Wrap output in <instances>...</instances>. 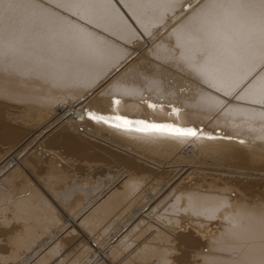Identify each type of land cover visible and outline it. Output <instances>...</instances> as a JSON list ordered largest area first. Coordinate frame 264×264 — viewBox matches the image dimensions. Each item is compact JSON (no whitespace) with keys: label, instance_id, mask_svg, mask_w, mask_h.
<instances>
[{"label":"bare ground","instance_id":"1","mask_svg":"<svg viewBox=\"0 0 264 264\" xmlns=\"http://www.w3.org/2000/svg\"><path fill=\"white\" fill-rule=\"evenodd\" d=\"M168 43L197 76L189 85L142 76L173 56ZM114 102L173 110L197 137L111 130ZM255 104L264 0H0V144H20L0 149V264H264ZM250 158L257 178L214 166ZM75 236L88 241L71 254Z\"/></svg>","mask_w":264,"mask_h":264},{"label":"rangeland","instance_id":"2","mask_svg":"<svg viewBox=\"0 0 264 264\" xmlns=\"http://www.w3.org/2000/svg\"><path fill=\"white\" fill-rule=\"evenodd\" d=\"M169 46V49L170 51L172 52L173 56L171 58H169L168 60H150L151 63L153 64H156L158 66V69H159V73H158V69H156L154 72L151 71V67L148 66V67H144V72H142V76L143 77H159L161 79H164L166 80L167 78H170V82L174 81V83L176 82L177 85L180 83V86L183 87L184 84H190L192 83V77L195 76L193 75V70L192 69H188L183 60H180L179 57V53H180V49L179 47L175 46V45H172V43H168L167 44ZM190 75V76H189ZM156 77V78H157ZM197 77V76H195ZM261 104H255V106H252V105H249L250 107H257L259 106L260 109H264V106L261 105ZM263 107V108H262ZM7 114H5V117H4V121L3 122V125H11V119H12V116L9 114V110H7ZM210 113V112H209ZM211 114V113H210ZM214 114V115H213ZM194 115H189V118L192 119ZM219 117V113L218 112H213L211 116H209V119L207 120L206 122V125L207 124H210L212 121H214L216 119V117ZM82 129H80L81 131ZM33 132V131H32ZM31 132V133H32ZM18 145L20 144H17L15 146H12V145H8V146H5V145H1L0 144V149H3V158L6 157V156H9V154L12 152V151H15L17 152L19 150L18 148ZM41 148V147H40ZM39 148V149H40ZM61 150V149H60ZM61 152H63L65 154V151L61 150ZM13 153V152H12ZM1 157V158H2ZM235 160H223V161H220L217 165L215 164L214 166L219 168L218 170L220 171V173H223V175H233V176H242V177H245L246 175L250 176L251 178L252 177H255L257 178L258 176H256L255 174L258 173V171H256L255 169H257L258 167L256 166L257 163V159L255 158H250L249 160L247 161H243L241 163H234ZM62 162V161H61ZM212 162V160H210L209 158L207 160H205L203 162L202 160V163L203 164H200L201 167L203 168H206V167H209V164ZM205 165V166H204ZM61 166V164L59 165V167ZM232 173H235V174H232ZM238 187V185H237ZM257 187H260V189H264V184L263 182L259 181V184ZM262 187V188H261ZM207 188L206 187H203L202 188V191H205ZM233 193V194H232ZM235 193H237L233 188L228 192V197L231 198V194L234 195ZM258 194V193H257ZM260 199H262V196H258ZM258 197L255 195L254 198L258 199ZM234 198V197H232ZM161 199H163V197H161L160 199H158L157 201H154L153 203L156 205L158 203L161 202ZM115 228V227H114ZM68 230V229H67ZM69 230L66 231L65 233H63L62 237L61 238H65V237H68L69 235ZM104 236H107L108 235H104ZM76 240L74 242V244L71 246V250H70V253L71 254H74L76 252L74 251H77L78 249H80L81 247H83V245L85 244V242L88 241V239H84L82 236H75L74 237ZM115 239V238H114ZM113 239V240H114ZM102 245L105 243L104 240L101 242ZM157 244V243H155ZM158 244L160 246H162L163 242H158ZM170 244H175V242H171ZM203 245L201 246V248H204L206 250H208L206 244L202 243ZM174 247H176V251L175 252V257H176V254L178 256V254L180 255L182 253V248L177 244L175 245ZM100 249V248H99ZM98 251H101L98 250ZM105 252V251H104ZM71 256V255H70ZM139 262H137L138 264Z\"/></svg>","mask_w":264,"mask_h":264},{"label":"snow or ice","instance_id":"3","mask_svg":"<svg viewBox=\"0 0 264 264\" xmlns=\"http://www.w3.org/2000/svg\"><path fill=\"white\" fill-rule=\"evenodd\" d=\"M95 118V117H93ZM117 119H120L117 117ZM106 123V121H105ZM125 124L128 123V121H124ZM137 123L143 124V121H137ZM115 127H120V125H114ZM135 131L140 132H164L171 136L180 138V137H194L197 134V131L195 129H182L178 127H173L171 125H163V124H153V125H144L142 128H136L133 129Z\"/></svg>","mask_w":264,"mask_h":264},{"label":"crops","instance_id":"4","mask_svg":"<svg viewBox=\"0 0 264 264\" xmlns=\"http://www.w3.org/2000/svg\"><path fill=\"white\" fill-rule=\"evenodd\" d=\"M119 226V227H118ZM115 228H114V230H113V232H111V233H109V234H107L108 235V237L106 236L105 237V239H104V242L106 243L107 241H111V240H113L114 238L116 239V236L115 235H117V234H119V229L122 227L121 225H115L114 226ZM103 228H105V227H103ZM126 227H124V229H125ZM123 229V230H124ZM73 230V229H72ZM68 231V230H67ZM72 231H71V233L69 232V236H71L72 235ZM112 234V235H111ZM114 239V240H115Z\"/></svg>","mask_w":264,"mask_h":264}]
</instances>
